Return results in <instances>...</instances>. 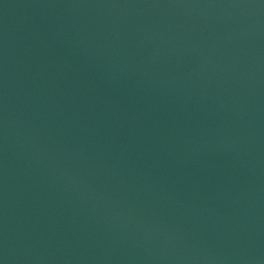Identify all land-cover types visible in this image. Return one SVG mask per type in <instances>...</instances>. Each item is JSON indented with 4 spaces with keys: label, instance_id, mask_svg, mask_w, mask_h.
Returning a JSON list of instances; mask_svg holds the SVG:
<instances>
[{
    "label": "water",
    "instance_id": "95a60500",
    "mask_svg": "<svg viewBox=\"0 0 264 264\" xmlns=\"http://www.w3.org/2000/svg\"><path fill=\"white\" fill-rule=\"evenodd\" d=\"M233 264H264V0H253L249 29Z\"/></svg>",
    "mask_w": 264,
    "mask_h": 264
}]
</instances>
